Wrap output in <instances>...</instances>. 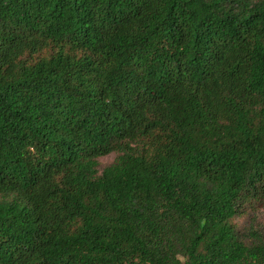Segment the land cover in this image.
Listing matches in <instances>:
<instances>
[{"label": "trees", "instance_id": "obj_1", "mask_svg": "<svg viewBox=\"0 0 264 264\" xmlns=\"http://www.w3.org/2000/svg\"><path fill=\"white\" fill-rule=\"evenodd\" d=\"M260 206L264 0H0V264H264Z\"/></svg>", "mask_w": 264, "mask_h": 264}, {"label": "rangeland", "instance_id": "obj_2", "mask_svg": "<svg viewBox=\"0 0 264 264\" xmlns=\"http://www.w3.org/2000/svg\"><path fill=\"white\" fill-rule=\"evenodd\" d=\"M114 156L100 159L102 166H106L113 160ZM235 224L240 232H245L249 226H260L264 225V207H258L255 210H245V212L235 219Z\"/></svg>", "mask_w": 264, "mask_h": 264}]
</instances>
